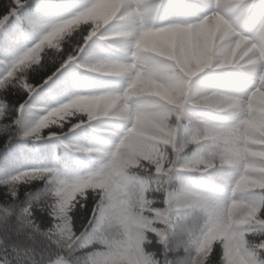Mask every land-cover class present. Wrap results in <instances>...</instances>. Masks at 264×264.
Masks as SVG:
<instances>
[{"label":"clouds","instance_id":"clouds-1","mask_svg":"<svg viewBox=\"0 0 264 264\" xmlns=\"http://www.w3.org/2000/svg\"><path fill=\"white\" fill-rule=\"evenodd\" d=\"M0 264H264V0H0Z\"/></svg>","mask_w":264,"mask_h":264}]
</instances>
